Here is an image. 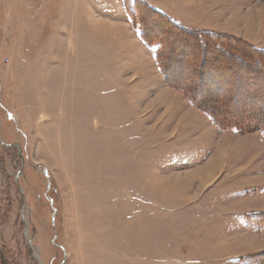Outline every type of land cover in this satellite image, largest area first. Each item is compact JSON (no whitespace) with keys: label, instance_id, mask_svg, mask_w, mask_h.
I'll list each match as a JSON object with an SVG mask.
<instances>
[{"label":"rangeland","instance_id":"rangeland-1","mask_svg":"<svg viewBox=\"0 0 264 264\" xmlns=\"http://www.w3.org/2000/svg\"><path fill=\"white\" fill-rule=\"evenodd\" d=\"M261 46L264 0H0V264H181L223 190L264 264Z\"/></svg>","mask_w":264,"mask_h":264},{"label":"crops","instance_id":"crops-1","mask_svg":"<svg viewBox=\"0 0 264 264\" xmlns=\"http://www.w3.org/2000/svg\"><path fill=\"white\" fill-rule=\"evenodd\" d=\"M229 4V3H228ZM226 4V5H228ZM154 7V6H153ZM161 10L160 8H156ZM238 9L239 8H235ZM248 10V9H247ZM244 10V11H247ZM163 13H166L165 11L161 10ZM243 11H239L237 13V10L235 12H228V15H233V16H237L240 13L242 14ZM222 13V12H221ZM245 13V12H244ZM223 14V13H222ZM262 47V48H261ZM259 47L261 50H264L263 46ZM188 109H185L183 111H185L184 115H183V119L187 117V119H191L192 117H190L189 115H191L190 113H194L192 110L191 111H186ZM182 111V112H183ZM192 120V119H191ZM200 123L198 122V125ZM197 126H186V132L185 134L188 136L192 135L194 136V134L196 132H201L204 133L205 135H211L214 136L213 132L208 128L209 125L206 122V126L203 125L201 127ZM213 129V128H212ZM215 132V130H214ZM231 138V137H229ZM218 145H220V143L218 142ZM204 149H211V148H204ZM222 150V148L218 149V152L216 153H212L209 158H206L204 160V162H202L199 168L203 167L204 172H206L204 179H200V181H206L207 177H211L209 179H212L216 176H219V173L217 171V162H219V158L222 157L221 154L219 153V151ZM222 153V152H221ZM216 154V155H215ZM213 155V156H212ZM215 159H214V158ZM213 158V159H212ZM213 160V162H212ZM222 160V159H221ZM220 160V161H221ZM210 161V162H209ZM210 171V173H209ZM201 174V173H200ZM203 174V173H202ZM201 174V175H202ZM215 174V175H214ZM257 174V173H255ZM203 182V183H204ZM261 187V186H259ZM242 189V188H241ZM222 189H217L214 191H221ZM263 192H264V188H263ZM226 193H230L229 196L232 197L234 196V194L232 192H228L227 190H223L221 197H223ZM246 191H244L243 189L241 190V192H237L235 193L236 195H239V197L241 199H250L247 194H245ZM234 198V197H233ZM231 199L228 201L227 199L225 200L224 204L218 205L217 201H213L212 203L206 202L203 204H200L199 207H197V210H204L205 214L204 216H199L198 213H195L194 216H188L189 218H191L190 222H192V219L195 220H199V222H197V224L202 225L203 226H214V230H216L214 232L213 235H207V230L204 231V233H202L203 235H207L205 237L202 238V240L204 242H207L208 245L205 244H201L200 245V249L193 254H186L184 251L181 254V259L179 260L181 264H263L261 261L257 262L256 260H252L251 261V257L250 255H254V254H242L245 252H249L251 250H244V248L242 249V251L240 252V255L237 256H233L235 255L233 252V249L237 245L238 242L243 243V247H248L249 246V242L250 240H255V239H260V236H256V235H252V233H250L251 230H249V228H251V225L248 218H246L247 213L249 212H244L245 209H240V210H228L229 208L232 207H238L240 204H237L233 201H231ZM210 210V211H208ZM213 210L214 213H216L217 215L214 216L213 214ZM254 213H256V211H254ZM247 229V231H246ZM208 231H211L210 229H208ZM246 231V232H245ZM256 234V233H254ZM263 236V235H262ZM210 241V243H209ZM232 249V250H231ZM164 253V252H162ZM237 253V252H235ZM187 256L191 257L193 256L194 259L188 258ZM249 258L250 260H247L246 258Z\"/></svg>","mask_w":264,"mask_h":264},{"label":"trees","instance_id":"trees-1","mask_svg":"<svg viewBox=\"0 0 264 264\" xmlns=\"http://www.w3.org/2000/svg\"><path fill=\"white\" fill-rule=\"evenodd\" d=\"M143 10H145L146 12H147V18L148 19H155V20H158V21H160L161 23H163V24H165L166 25V27L168 28V29H172V30H174L175 32H178L179 33V31L177 30V29H175V28H173L169 23H171V21H169V23L164 19V18H162V17H160V16H158V15H156L155 14V12H158L155 8H153V7H151L150 8V10L152 11V12H154V13H152V12H150V11H148V10H146L145 8H143ZM159 13V12H158ZM160 15H165L164 13H160ZM166 16V15H165ZM167 17V16H166ZM182 28V27H181ZM186 29L185 28H182V31L183 32H185L186 33V31H185ZM154 33H156V32H151V34H154ZM150 34V35H151ZM190 34H193V35H195V36H197L198 38H202L201 37V35H200V33H197V32H195V33H189L188 35H190ZM244 51H246V50H244ZM258 53H260V54H262V55H264V51L263 50H261V51H257ZM246 53H248V54H250L248 51H246ZM252 55V57L255 55V53H252L251 54ZM257 55V54H256ZM252 59V58H251ZM250 61V60H249ZM251 62H252V60L249 62L250 64H251ZM241 64H243V63H241ZM243 66H246V65H243ZM259 68H263V67H259ZM264 69V68H263ZM191 101L192 102H194V99H195V97H192L191 96ZM222 104V106L221 107H219V106H216V107H214L213 108V110L212 109H209V108H211L210 106L209 107H207V108H201L202 110H204L205 112H207L208 114H210L211 116H212V119H213V121L216 123H218V124H220L221 122H223L225 125H229V123L230 122H232L231 121V119L229 120V119H225L224 121H220V120H218L217 118V116L215 115V113H214V110H215V112H217L219 115H222L224 112H223V110H219V109H217V108H228L230 105H229V103H228V101H225L224 103H221ZM231 107V106H230ZM214 117V118H213ZM248 122L249 123H256V124H258L257 123V117L256 116H254V115H252L251 116V118L250 119H248ZM255 129H257V128H255ZM254 129V130H255ZM261 129H264V128H261Z\"/></svg>","mask_w":264,"mask_h":264},{"label":"bare ground","instance_id":"bare-ground-1","mask_svg":"<svg viewBox=\"0 0 264 264\" xmlns=\"http://www.w3.org/2000/svg\"><path fill=\"white\" fill-rule=\"evenodd\" d=\"M244 65H245V64H244ZM263 76H264V75H263ZM263 76H262V77H263Z\"/></svg>","mask_w":264,"mask_h":264}]
</instances>
